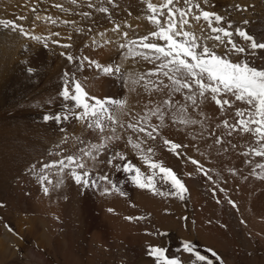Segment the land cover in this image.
I'll list each match as a JSON object with an SVG mask.
<instances>
[{"label": "rangeland", "instance_id": "374dc122", "mask_svg": "<svg viewBox=\"0 0 264 264\" xmlns=\"http://www.w3.org/2000/svg\"><path fill=\"white\" fill-rule=\"evenodd\" d=\"M152 2L158 4L161 0ZM57 3L69 11L65 13L54 7ZM236 5L245 6L246 10L237 11ZM106 6L109 13L104 14L86 6L71 5L70 0H0V20L15 21L36 35L59 32L61 43H72L70 49L51 43L45 48L41 42L0 26V203L3 204L0 207V264H155V259L147 255L149 244L164 247L170 258L180 256L183 264H189L188 254L176 251L183 239L193 241L201 254L213 259V264L218 262L208 249L216 251L224 264H264V180L249 174L252 166L245 164V157L240 155L245 150L244 145L252 142L250 139L233 137V142L241 147L224 153L217 151L219 146L210 149L211 140H193L183 130L165 128L163 134L185 148L178 158L158 143L154 159L172 168L186 185L188 192L183 201L141 190L131 183L130 174L106 163L96 165L92 178L97 172L107 174L112 183L125 192L124 196L116 192L104 194V188L110 187L106 182L97 188L83 187L67 175L57 187L58 177L54 174L50 176L53 184H45L49 188L45 194L29 171L34 163L39 167L40 161L59 159L49 153L59 150L56 145L64 135L61 128L86 143L98 140L94 131L83 128L75 120L63 123L43 120L45 113L62 110L61 99L51 104L48 101L57 97L65 71L75 73L91 96L125 101V111L142 113L149 101L160 98L158 94L150 96L142 86L131 83L137 74L152 68L151 64L140 59L124 60L125 50L118 44L105 46L111 50L105 54V47L91 44L93 37L100 41L98 33L110 30L113 22L121 24L122 31H128L130 37L154 30V26L143 19L146 6L142 0H114V6ZM202 7L246 27L249 34L264 41V0H209V5ZM82 11H90L91 17L82 19L79 14ZM45 16L74 21L84 31L75 32L72 24L53 25ZM243 20L249 23L241 25ZM125 23L132 28L124 27ZM192 25L190 30L200 35V26L195 21ZM69 35L71 41L67 40ZM106 36L117 39L111 31H107ZM236 41L241 43L239 37ZM208 43L210 47L213 45V41ZM61 51L71 52L76 57L87 56L105 66L121 65L122 71L104 75L88 67L87 62L70 64L59 54ZM258 57L253 61L254 66L264 63V51L258 52ZM80 63L84 66L77 71ZM28 67L35 71L28 73ZM176 99L182 97L177 95ZM237 106L243 107L239 103ZM110 107L119 111L114 105ZM204 111L218 116L213 103H207ZM113 150L126 152L127 160L147 172L146 166L125 147L123 140L115 142ZM107 155H101L99 160L106 161ZM188 157L211 169L216 185L225 191H213L215 185L196 171ZM250 159L264 162L260 157ZM117 162L125 161H114V164ZM229 168H235L237 174L229 173ZM229 199L235 202V208L228 203ZM109 208L114 211L109 212ZM125 216L145 219L127 221ZM157 230L166 235H149Z\"/></svg>", "mask_w": 264, "mask_h": 264}, {"label": "snow or ice", "instance_id": "6c2138e0", "mask_svg": "<svg viewBox=\"0 0 264 264\" xmlns=\"http://www.w3.org/2000/svg\"><path fill=\"white\" fill-rule=\"evenodd\" d=\"M70 3L80 8L86 6L104 14L109 13V7L106 5L114 6V0H70ZM142 3L146 6L143 19L153 25L154 30L145 35L130 37L128 31H122L121 24L113 22L110 30L98 33L100 41L93 37L91 44L95 47L118 44L120 49L125 50L124 60L140 59L151 64L152 68L137 74L131 83L142 86L150 96L158 94L160 98L155 102L149 101L142 113L125 111V101L91 96L75 73L65 71L61 76L62 86L57 97L48 101L51 104L55 99H61L62 110L55 114L45 113L43 120L56 123L75 120L83 128L94 131L98 140L86 143L81 137L72 136L61 128L64 135L56 145L59 150L49 153L59 159L40 161L39 167L36 163L29 167L43 192L45 194L49 192L45 184H53L50 176L54 174L58 177L55 182L57 187L63 183V177L67 175L77 185L83 187L97 188L106 182L110 187L104 188V194L116 192L124 196L125 192L113 184L107 174L97 172L95 178H92L91 173L96 165L106 163L116 170L130 174L131 183L141 190H148L158 196L177 197L183 201L185 193L188 192L186 185L172 168L154 159L158 143H162L168 151L181 158L185 145L163 134L165 128L173 127L185 131L193 140H211L209 148L219 146L217 151L222 150L224 153L229 149L236 151L241 147L233 142V137L250 139L252 142L244 145L245 150L240 155L245 157V164L252 166L249 174L264 180V162L257 163L250 159L264 158V63L260 66H254L253 63L259 58L258 52L264 51V41H258L255 36L249 34L246 27L235 25L231 19L205 10L202 5H209V0H161L158 4L152 0H142ZM53 6L65 13L69 11L59 3ZM235 9L244 11L246 7L236 5ZM32 11L35 13L36 8L34 7ZM79 14L82 19H89L92 15L90 11H82ZM37 19L40 17L37 16ZM44 19L53 25L58 22L72 24L77 33L84 31L83 28L76 26L74 21H59L52 16H45ZM193 21L200 26V35L190 30ZM248 23V20L241 21V25L244 26ZM0 26L5 29L11 28L13 32L41 42L45 48L49 43L62 49L72 48V43L60 42L59 32L36 35L12 20H0ZM124 27L132 28L127 23ZM107 31L115 33L117 39L107 37ZM237 37L241 43H237ZM67 40L71 41L72 36L69 35ZM209 41H213L211 47ZM220 49L223 51H218ZM59 54L70 64L76 61L87 62L88 67H94L104 75L122 71L121 65L105 66L87 56L76 57L71 52L61 51ZM83 66V63L78 64L77 71ZM34 71L32 67L27 68L28 73ZM177 95L182 99H176ZM207 103L216 106L218 116H210L204 111ZM238 103L243 107H238ZM110 105L116 106L119 111L113 110ZM153 120L156 123H153ZM122 140L125 147L130 148L146 166L147 172L142 171L141 167L131 160H127L126 152L113 150L115 142ZM105 153L108 154L106 161L99 160ZM114 161L125 162L114 164ZM188 161L196 166L197 172L215 185L213 191L217 189L225 191L216 185L210 174L211 169L192 157H188ZM228 172L232 175L237 174L235 168H229ZM165 188L167 190H164ZM228 203L236 207L231 199ZM0 207H3L2 203ZM108 211L114 210L109 208ZM124 219L139 221L145 217L125 216ZM184 219L187 220V217ZM149 235L166 234L157 230ZM167 251L158 245L147 246V255L155 259V264H183L180 256L170 258L166 255ZM176 251L188 254L189 264H213V259L201 254L196 244L189 239L181 240ZM208 251L218 264H224L216 251L212 249Z\"/></svg>", "mask_w": 264, "mask_h": 264}, {"label": "bare ground", "instance_id": "6f19581e", "mask_svg": "<svg viewBox=\"0 0 264 264\" xmlns=\"http://www.w3.org/2000/svg\"><path fill=\"white\" fill-rule=\"evenodd\" d=\"M111 50H109V47H105L104 48V54L107 52V53H109ZM112 51H113V49H112ZM110 57V56H109ZM106 58H108V57H106ZM117 76V75H116ZM120 226V225H119ZM125 232V231H124ZM127 233V232H126ZM130 233V232H129ZM140 263V262H139Z\"/></svg>", "mask_w": 264, "mask_h": 264}]
</instances>
